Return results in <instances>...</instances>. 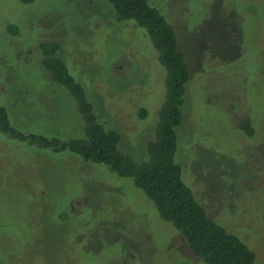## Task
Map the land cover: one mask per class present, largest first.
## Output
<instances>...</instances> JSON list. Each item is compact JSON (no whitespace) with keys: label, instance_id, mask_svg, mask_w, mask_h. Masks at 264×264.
<instances>
[{"label":"rangeland","instance_id":"1","mask_svg":"<svg viewBox=\"0 0 264 264\" xmlns=\"http://www.w3.org/2000/svg\"><path fill=\"white\" fill-rule=\"evenodd\" d=\"M147 1L189 69L176 129L181 179L264 264V0ZM46 42L60 45L97 122L143 162L167 92L147 31L116 21L107 0H0V106L17 132L68 141L84 136V122L43 67ZM0 264L205 263L131 179L0 131Z\"/></svg>","mask_w":264,"mask_h":264},{"label":"trees","instance_id":"2","mask_svg":"<svg viewBox=\"0 0 264 264\" xmlns=\"http://www.w3.org/2000/svg\"><path fill=\"white\" fill-rule=\"evenodd\" d=\"M17 1L30 4L34 0ZM107 1L115 13L116 21H133L147 31L159 54V63L166 72V96L162 105L155 109L154 131L152 129L150 140L144 143L146 157L143 162L137 163L131 155L121 151L120 135L106 130L97 122L84 88L69 74L65 63L58 56L60 45L55 42L40 45L43 67L52 80L67 89L75 99L84 122V136L81 139L60 141L56 138L23 135L10 125L7 111L2 106L0 131L32 145L52 148L55 152L66 151L85 161L107 165L118 177L131 179L134 186L143 191L155 205L160 219L170 223L184 238L189 250L205 264H253L254 252L239 237L228 233L208 216L205 208L183 183L181 167L175 163L176 129L182 122L181 107L189 69L178 51L173 27L147 0ZM138 112L141 119L147 117L145 110L140 109ZM239 127L247 136H253L249 120L241 121Z\"/></svg>","mask_w":264,"mask_h":264}]
</instances>
